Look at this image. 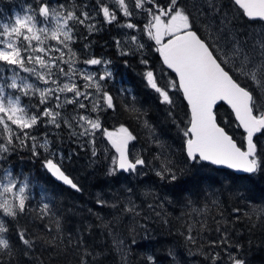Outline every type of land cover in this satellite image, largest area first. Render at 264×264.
<instances>
[{
  "label": "snow or ice",
  "instance_id": "obj_1",
  "mask_svg": "<svg viewBox=\"0 0 264 264\" xmlns=\"http://www.w3.org/2000/svg\"><path fill=\"white\" fill-rule=\"evenodd\" d=\"M230 2L240 17L264 22V0ZM223 8L217 0H204L196 8V14L185 0H55V3L33 0L25 14L0 22V162L7 161L17 148L28 149L33 157L43 150L48 153L43 161L48 173L63 185L82 191L78 182L66 174L64 157L49 150L47 133L42 143L35 134L40 127L60 129L63 126L71 135L86 138V143L92 146L93 157L98 155L97 133L107 139L114 149L104 172L108 180L120 174L139 180L148 175L145 169L149 168L163 186L179 188L196 179L190 169L177 167L162 152L149 161L142 151L136 150L134 142L138 137L124 124L112 130L104 127L102 117L117 109L115 98L107 88V82L113 79L112 61L91 54L89 37L104 26H114L120 33L113 37L117 49L123 56L141 54L140 63L146 66L144 78L158 94L160 103L174 107L171 95L174 91L186 102L187 125L181 128L176 124V127L182 134L187 162L192 167L207 163L239 173L225 178L229 185L227 191L235 193L238 200L256 203L255 180L264 177V32L240 31L234 18L229 19ZM206 14L220 17L211 39L202 35L197 26L198 15ZM81 37L84 44L78 52L74 46ZM146 48L158 53L162 64L174 74L167 84L159 83L149 67V60L143 55ZM6 72L12 75L9 77ZM23 98H36L37 102L26 105ZM221 102L229 106L235 127L242 130L239 140L235 132L228 131L232 125L218 119L216 109ZM129 111L139 113L138 120L145 115L135 107ZM168 116L176 123L171 108ZM142 123L149 140L163 148L150 122L145 119ZM244 180L248 183H240ZM151 192L149 188L144 195ZM185 193H188L186 199ZM221 194L211 185L200 186L194 199L190 189L183 188L178 193L181 199L175 202L184 205L188 210L185 215L191 221L178 230L186 254L202 257L200 264H225L219 250L223 248L227 264H248L243 257L228 251L240 246L230 243L228 231L221 229L219 221H215L213 229L207 218L193 219L192 214L203 215L202 209H206L208 203L216 205ZM137 199H140L137 188L128 185L112 204L103 198H98L96 203L101 207H120L124 213L139 216ZM156 199L168 198L154 197ZM34 201L29 177L0 163V264H45L35 255L40 248L60 255L59 248L64 241L60 238V213L54 211L55 196H49L47 189H43L40 200ZM156 207L162 204H148L153 211ZM232 211L239 219L241 209ZM259 211L264 213V208ZM253 215H256L255 210ZM25 216L40 221L41 230L20 226L19 220ZM248 219L251 221L253 216ZM9 221L15 222L18 244L12 239ZM53 231L58 235L52 236ZM212 231L220 234L218 239L206 238ZM76 241L77 252L83 248L77 264H91L87 258L94 259L95 252L86 246L82 234ZM68 243H72L71 233ZM168 255L172 264H183L172 249ZM145 260L146 264H156L153 255L146 256Z\"/></svg>",
  "mask_w": 264,
  "mask_h": 264
},
{
  "label": "trees",
  "instance_id": "obj_2",
  "mask_svg": "<svg viewBox=\"0 0 264 264\" xmlns=\"http://www.w3.org/2000/svg\"><path fill=\"white\" fill-rule=\"evenodd\" d=\"M30 1L33 0H26V2ZM5 2L6 0H0V18L3 17L4 12L10 13L13 8L11 6L6 10ZM73 2H88V0H73ZM185 2L190 8H193L194 14H196L197 6L194 2L189 0H185ZM222 2L229 14L236 16L238 25L241 24L244 27L248 24L259 23V21H248L240 17L230 0H222ZM3 7L5 10L2 12ZM197 21V26L202 28V35H206V32L209 31L214 32L209 29V26H207V30L205 29L207 24L203 17L198 15ZM81 31L83 30L81 29ZM118 35L119 30L114 26H104L101 31L89 37L92 42L91 54L112 61L110 67L113 79L107 82V88L115 98L117 109L115 112H107L102 117L104 127L112 130L124 124L129 127L130 131H133L134 135H137L138 139L135 143L139 144L143 155L149 161L162 152L177 167L190 169L196 179L182 184L179 188L163 186L149 168L145 169L148 175L139 180L135 176L129 177L125 174L108 180L104 177L108 162L103 151L98 149V155L93 157L92 150L87 146L75 144L74 139L66 131H60V129L51 126L40 127L35 133L40 142H43L44 134L47 133V138L50 141L49 150L64 157L63 168L66 170V174L78 182L82 191L77 192L52 179L43 167V161L48 157V153L43 150H40L39 156L33 157L28 149L17 148V151L7 161L0 162L4 167L14 170L15 173H22L29 177L31 192L35 196L34 202L40 200V193L43 189H47L49 196H55L54 211L60 213L62 225L60 238L64 241L59 248L60 255L47 248H40L35 255L45 264H77L79 254L83 253V248L79 250V253L77 252L76 237L82 234L86 246L96 254L94 259L93 257L87 258L91 264H146L145 257L148 255L155 257L156 264H172L168 255L169 249L178 254L183 264H200L202 257H188L186 254L184 240L178 230H182L181 225L191 221L185 215L188 210L182 203L175 201L181 199L178 193L183 188L190 189L194 199V194L200 186L208 188L211 185L218 193H222L217 197L218 203L216 205L208 203L206 209H202L203 215L192 214L193 219L207 218L208 224L213 229L216 227L215 221H219L221 229H227L230 243L240 246L238 249L229 248L228 251L238 257H243L248 264H264V218H261L264 217V213L259 211L264 208V177H256L254 185L256 203H250L248 200H238L235 193L227 191L229 185L225 182V178L238 174L205 163L203 166L197 164L192 167L186 160L182 134L176 127V124H179L181 128L185 127L189 119L188 108L182 95L175 91L171 93L175 101L174 107L160 103L158 94L148 86L144 78L146 66L140 63L141 54L127 56L119 54L112 40ZM149 43L151 44V42ZM83 44L84 40L81 37L79 43L74 46V50L79 52L83 48ZM143 55L149 60V67L156 73L159 83L167 84L169 77H174L162 65L154 50L146 48ZM6 75L11 76L10 72H6ZM23 101L26 105L37 102L36 98L31 100L23 98ZM132 107L139 109L145 115H142L138 120L136 116L139 113L129 111ZM170 108L176 123H173L172 117L168 116ZM216 111L219 121L221 123L225 120L228 121L232 125L228 131L235 132L236 138L239 140L242 131L235 127L229 108L220 104ZM145 119L155 128L163 148L149 140L147 130L142 123ZM58 159L59 157H56V160ZM156 163L154 161L153 166ZM221 182H224L223 185ZM240 183L247 184L248 181L244 180ZM128 185H134L140 193V199L135 201L140 212L139 216L124 213L120 207L97 205L98 198L107 200L109 205L112 204L116 195ZM249 186L252 187V185ZM149 188L152 189L151 194L144 195ZM155 194L159 195V198L167 197L168 199L154 200V197H157ZM184 198H188V193H185ZM204 203L205 201L201 199V204ZM148 204H162V207H156L153 211L148 208ZM234 208L241 209L239 219L236 218L237 214L232 211ZM254 210L256 215H253ZM156 212H159L160 215L157 216ZM250 215L253 216L251 221L248 219ZM253 223L257 226L253 227ZM19 224L32 231L41 230V222L34 221L30 216L21 217ZM51 226L55 229L54 223ZM88 226H91L90 229ZM9 227L12 230V239L16 241L15 222L9 221ZM69 233L72 238L70 244L68 243ZM57 235V232H52V236ZM219 235L212 231L207 234L206 238L218 239ZM133 240L136 243L133 244ZM118 241H122L125 248H120L117 244ZM16 242L18 244V241ZM219 250L227 263L223 248Z\"/></svg>",
  "mask_w": 264,
  "mask_h": 264
},
{
  "label": "rangeland",
  "instance_id": "obj_3",
  "mask_svg": "<svg viewBox=\"0 0 264 264\" xmlns=\"http://www.w3.org/2000/svg\"><path fill=\"white\" fill-rule=\"evenodd\" d=\"M189 1L190 2L191 1L194 2V4L197 7L199 5H201V4H203V2H204V0H189ZM217 2L220 5L224 6L223 11L228 14L229 19H233L234 18V24L239 28L240 31H247L249 33L264 32V24L261 23V22L255 23L254 25L248 24L247 26H244V27L241 24L238 25V22L236 20V16L234 14H229V12L225 9L226 6L223 4L222 0H217ZM31 3H33V1L26 2V0H6V2L4 4L6 10L9 7H11V6H13V8L11 9L12 11L10 13L9 12H7V13L4 12L3 17L0 18V22H6L9 18L13 17L16 14H20V15L25 14V10L27 9L28 5L31 4ZM53 3H55V0H53ZM4 10L5 9L3 7L1 9V11L3 12ZM199 16L204 18V20L206 21L207 26L210 27L209 29H212L214 31V29H216L219 26V24H218L219 19H220L219 16H215L214 14H206V15H199ZM198 25L201 26L200 24H198ZM199 28L202 29L201 27H199ZM206 35L209 36V38L211 39V37H213L215 35V32H210L209 31L208 33L206 32ZM112 40H113V38H112ZM115 47H116V45H115ZM116 49H117V47H116ZM117 51L120 54V51L118 49H117ZM144 52H145V50H144ZM95 67H99V66H95ZM111 70H112V68H111ZM20 74L22 76L27 75L25 73H20ZM10 75H12L11 72H10ZM61 130H64V131L67 132V134H70V130L65 128V127H63V126L60 128V131ZM71 137L74 139V143L75 144H78V145H81V146H87L90 150H92V146L88 145L86 143V138L77 137V136H73V135H71ZM135 146H136V150L137 151H142V148H140L138 143H135ZM96 148H97V150L100 149L101 151H103V154H104L105 158L107 159V162H108V165H109L110 158L114 154V151H113L111 145L108 143L107 139L105 137H103V135L101 133H97V136H96ZM155 195L157 197H159V195H157V194H155ZM117 244L120 246V248L124 247V244L120 243L119 241L117 242ZM224 262H225V259H224ZM225 264H227V263H225Z\"/></svg>",
  "mask_w": 264,
  "mask_h": 264
},
{
  "label": "water",
  "instance_id": "obj_4",
  "mask_svg": "<svg viewBox=\"0 0 264 264\" xmlns=\"http://www.w3.org/2000/svg\"><path fill=\"white\" fill-rule=\"evenodd\" d=\"M257 21H259V20H257ZM261 22V21H260ZM262 23H264V22H262ZM157 55H158V57H159V54L157 53ZM159 59H160V61H161V58L159 57ZM161 63H162V61H161ZM163 65V64H162ZM164 66V65H163ZM165 68H166V66H164ZM167 69V68H166ZM168 70V69H167ZM168 71H170V70H168ZM174 75V74H173ZM185 102V101H184ZM186 103V102H185ZM220 104H223V105H225L226 107H228L229 108V106L226 104V103H223V102H221V103H219L218 105H220ZM217 105V106H218ZM188 108V107H187ZM229 110H230V108H229ZM189 111V110H188ZM231 111V110H230ZM241 130V129H240ZM242 131V130H241ZM113 151H114V149H113ZM205 164H207V163H205ZM209 165V164H208ZM211 166H213V165H211ZM213 167H215V168H218V169H226V170H229V171H232V172H234L233 170H230V169H227V168H224V167H220V166H213ZM47 171V170H46ZM48 172V171H47ZM234 173H236V172H234ZM50 176H51V174L50 173H48ZM236 174H238L239 175V173H236ZM52 177V176H51ZM52 179L54 180V181H56V182H58V183H60V184H62L63 185V183L62 182H60V181H57L54 177H52ZM64 186H66V185H64ZM66 187H69V186H66Z\"/></svg>",
  "mask_w": 264,
  "mask_h": 264
}]
</instances>
